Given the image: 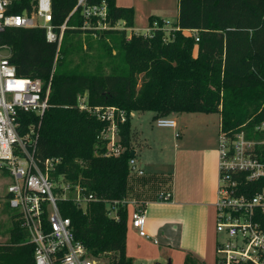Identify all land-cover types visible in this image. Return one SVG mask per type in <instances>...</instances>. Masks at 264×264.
Returning a JSON list of instances; mask_svg holds the SVG:
<instances>
[{
	"label": "trees",
	"instance_id": "obj_1",
	"mask_svg": "<svg viewBox=\"0 0 264 264\" xmlns=\"http://www.w3.org/2000/svg\"><path fill=\"white\" fill-rule=\"evenodd\" d=\"M36 1L10 0L7 13L31 14ZM78 1L52 0L56 32L66 24L59 52L42 28H9L0 34V44L10 47L17 76L39 78L46 84L58 54L36 157L61 159L54 176H63L96 198L85 210L71 199L58 201L62 215L71 220L75 238L108 264H134L127 253L129 199L134 181L144 185L149 180L130 168L137 141L132 113L152 112L155 120L178 113H219L221 130L229 137L244 131L248 139L263 141L264 132L257 127L264 122V0H179L174 29L163 30L159 20L162 29L152 38L133 36L129 42L126 32L83 29L82 10L73 12ZM103 1L108 22L135 25L133 7L119 6L117 0L89 3ZM83 95L90 107L117 106L126 111L127 121L120 125L124 151L119 157L106 155L102 135L107 123L80 110L78 98ZM19 120L39 122L35 114L24 112ZM257 154L264 161V145L257 146ZM0 171L9 178L7 171ZM3 211H11L8 200ZM11 221L9 239L0 243V264H35L28 232L17 215Z\"/></svg>",
	"mask_w": 264,
	"mask_h": 264
},
{
	"label": "built area",
	"instance_id": "obj_2",
	"mask_svg": "<svg viewBox=\"0 0 264 264\" xmlns=\"http://www.w3.org/2000/svg\"><path fill=\"white\" fill-rule=\"evenodd\" d=\"M10 3L0 0V34L9 28H42L46 30L47 40L57 43L59 52L66 24L60 27V33L56 32L52 0H37L31 14H8ZM78 9L82 10L83 29L126 32L128 42L133 36L152 38L162 29L158 21L141 28L129 27L124 20L111 24L107 21L105 1L92 5L89 0H79L73 12ZM172 29L163 28L168 32ZM93 35L96 37V32ZM10 57V47L0 44V169L7 171L11 179L7 189L10 208L16 211L21 227L28 232L35 264H102L75 238L70 218L62 215L58 205L62 199H71L85 210L96 198L85 195L63 176H54L61 159L41 161L36 157L39 128L50 105L58 54L47 84L39 78L17 76ZM78 102L81 111L91 112L107 123L102 135L107 143L106 155L119 157L124 151L120 125L127 121L126 111L117 106L90 107L86 95L79 96ZM20 112L35 114L39 122L22 123ZM156 125L177 127L170 117L156 119ZM257 130L264 132V122ZM259 145H264V140L248 139L244 131L232 138L220 131L216 230L223 237L217 242L215 264H264V161L257 154ZM130 168L133 173L144 175L135 158L130 160ZM171 197L170 192H162L159 201L167 202ZM146 225L145 210L136 208L131 226L140 236L148 237Z\"/></svg>",
	"mask_w": 264,
	"mask_h": 264
},
{
	"label": "crops",
	"instance_id": "obj_3",
	"mask_svg": "<svg viewBox=\"0 0 264 264\" xmlns=\"http://www.w3.org/2000/svg\"><path fill=\"white\" fill-rule=\"evenodd\" d=\"M185 114L190 117H183ZM195 114L184 113L178 121L174 119L176 128H167L174 131V141L179 143L171 154L165 148V137L155 135L154 130L148 134L150 129L143 131L142 141L135 143V159L141 165L138 168L149 182L140 185L138 179L134 181L129 199L127 253L134 264L216 262L219 141L208 137L209 142L196 149L189 144L191 119L207 120ZM138 147L147 149L142 155L145 165L137 159ZM163 191L172 195L167 202L157 200ZM140 206L146 212L148 237L140 236L131 226L132 215Z\"/></svg>",
	"mask_w": 264,
	"mask_h": 264
},
{
	"label": "rangeland",
	"instance_id": "obj_4",
	"mask_svg": "<svg viewBox=\"0 0 264 264\" xmlns=\"http://www.w3.org/2000/svg\"><path fill=\"white\" fill-rule=\"evenodd\" d=\"M117 4L122 7H133L135 9V24L140 28L144 27L145 24L153 23L155 21L159 22V20H162L163 28L172 29L175 28V25L178 21L179 0H117ZM83 41L86 44L85 35L83 36ZM96 48L97 47H95V49ZM86 52L89 54H92L94 52L96 53L95 50H86ZM97 59L98 58L96 57L93 64L97 61ZM76 61L80 62V59L76 57ZM88 62V68L92 70L93 65L91 59H89ZM183 114L184 113L173 114L171 118L178 121L180 116ZM195 115H200V117H207V120H198L196 118L191 119L189 128L190 131L188 132L189 144L196 149L199 148L200 145L207 144L206 142H209L208 137H217L219 141L221 130V115L219 113H197ZM188 116V114H185V116L183 117ZM131 125L133 132L136 135L137 142L142 141L141 134H143V131L150 129L146 132L147 134L154 130L153 132L155 133V135L158 134V136L162 135L165 137V140L167 142L165 148L168 150L169 154L173 153L174 149H176V144H179L177 141H174V139L176 138H174V131L172 129L160 128L156 125L154 113L152 112H134L131 116ZM137 149L139 152L137 159L138 161L140 160V162H143V164L145 165V161L143 160L142 155L144 149L145 151H147V149L144 148L141 150L140 147H138ZM155 157L156 156L154 155V158ZM137 166H141L139 162L137 163ZM10 181L11 179L7 176H4L0 171V243H5L9 239V230L12 225L11 217L12 215H16V211L12 209L10 212L3 211V204L7 200L6 195ZM222 237L223 235L219 234V239H221ZM100 261L102 264H108V260Z\"/></svg>",
	"mask_w": 264,
	"mask_h": 264
},
{
	"label": "water",
	"instance_id": "obj_5",
	"mask_svg": "<svg viewBox=\"0 0 264 264\" xmlns=\"http://www.w3.org/2000/svg\"><path fill=\"white\" fill-rule=\"evenodd\" d=\"M133 155H135V153H133Z\"/></svg>",
	"mask_w": 264,
	"mask_h": 264
}]
</instances>
